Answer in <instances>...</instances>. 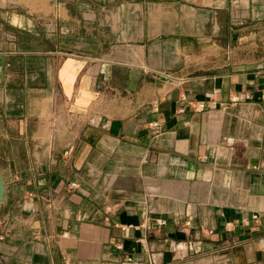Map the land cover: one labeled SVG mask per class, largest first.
<instances>
[{"label":"crops","instance_id":"1","mask_svg":"<svg viewBox=\"0 0 264 264\" xmlns=\"http://www.w3.org/2000/svg\"><path fill=\"white\" fill-rule=\"evenodd\" d=\"M0 176V264H264V0L0 9Z\"/></svg>","mask_w":264,"mask_h":264},{"label":"rangeland","instance_id":"2","mask_svg":"<svg viewBox=\"0 0 264 264\" xmlns=\"http://www.w3.org/2000/svg\"><path fill=\"white\" fill-rule=\"evenodd\" d=\"M48 0H0V9L16 11L30 20L31 15L42 20L46 14Z\"/></svg>","mask_w":264,"mask_h":264},{"label":"built area","instance_id":"3","mask_svg":"<svg viewBox=\"0 0 264 264\" xmlns=\"http://www.w3.org/2000/svg\"><path fill=\"white\" fill-rule=\"evenodd\" d=\"M217 103L216 102H213L211 100H208V101H198L195 103L194 105V109L197 110V111H205V110H214L217 108ZM155 112L158 111V108L155 107L153 109ZM180 111L182 112L183 111V108L180 109ZM151 128L152 129H157L158 128V124L155 122V123H152L150 124ZM75 185L74 184H71V187H74ZM178 248H181V245H178L177 246Z\"/></svg>","mask_w":264,"mask_h":264},{"label":"water","instance_id":"4","mask_svg":"<svg viewBox=\"0 0 264 264\" xmlns=\"http://www.w3.org/2000/svg\"><path fill=\"white\" fill-rule=\"evenodd\" d=\"M6 202V184L0 176V203Z\"/></svg>","mask_w":264,"mask_h":264}]
</instances>
